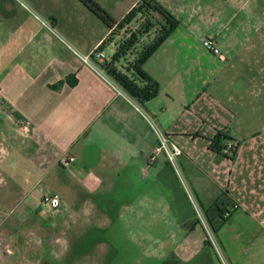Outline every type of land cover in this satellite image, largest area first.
I'll return each mask as SVG.
<instances>
[{"label":"crops","instance_id":"1","mask_svg":"<svg viewBox=\"0 0 264 264\" xmlns=\"http://www.w3.org/2000/svg\"><path fill=\"white\" fill-rule=\"evenodd\" d=\"M97 1L121 20L139 0H114L117 9ZM156 1L180 25L143 66L159 92L142 108L72 52L91 58L110 33L77 0H0V205L11 215L21 200L43 207L42 197L56 194L61 207L47 209L59 219L79 210L76 200H140L147 216L155 200H166L169 221L164 207L160 216L169 231L152 257L159 264H220L180 178L163 155L150 160L158 143L151 121L180 147L182 180L203 210L211 219L215 204L229 213L215 232L228 263L264 264V135L246 137L235 121L245 86L255 81L243 85L229 76L231 44L223 37L235 5ZM204 39L215 41L224 61L202 48ZM217 131L240 143L232 160L209 150ZM65 156L74 160L63 167ZM113 206L110 221L118 219ZM125 211L130 220L139 217L130 203ZM15 215L1 220L0 236L16 237Z\"/></svg>","mask_w":264,"mask_h":264},{"label":"rangeland","instance_id":"2","mask_svg":"<svg viewBox=\"0 0 264 264\" xmlns=\"http://www.w3.org/2000/svg\"><path fill=\"white\" fill-rule=\"evenodd\" d=\"M104 1L111 9L120 8L114 0ZM230 1L235 7L227 13L231 19L223 36L231 44L229 76L243 85L255 81L245 86L246 93L240 99L244 106L237 110L235 121L246 137L264 135V0ZM118 14L113 12L115 17ZM91 16V20L96 18ZM103 52L108 59L113 54L112 46H105ZM226 104L234 109L230 102ZM177 176L182 178L180 170ZM155 201V206L150 208L153 212L147 216L148 207L144 206L141 212L140 200H76L75 209L79 210L64 213L57 219L46 207L33 204V200H21V205L10 207L16 214L14 220L20 224L16 237L0 236V264H159L152 253L163 241L161 233L165 229L169 231L163 227L162 207L167 221L170 209L166 200H161V205L160 200ZM108 203L117 209L115 221L109 219ZM129 203L139 209L135 220H130L125 211ZM8 208L0 205V222L12 216ZM86 215L93 218H85ZM165 251L168 253L169 249Z\"/></svg>","mask_w":264,"mask_h":264},{"label":"trees","instance_id":"3","mask_svg":"<svg viewBox=\"0 0 264 264\" xmlns=\"http://www.w3.org/2000/svg\"><path fill=\"white\" fill-rule=\"evenodd\" d=\"M87 8L110 31L97 49L114 43L113 54L97 63L98 69L110 79L123 93L144 107L159 92L158 84L144 71L146 61L179 27L180 22L156 0H139L121 19H114L97 0H77ZM240 143L228 131H217L209 140V150L232 160ZM230 148L225 153L227 148ZM216 220L211 219L204 210L214 233L226 221L218 205Z\"/></svg>","mask_w":264,"mask_h":264},{"label":"built area","instance_id":"4","mask_svg":"<svg viewBox=\"0 0 264 264\" xmlns=\"http://www.w3.org/2000/svg\"><path fill=\"white\" fill-rule=\"evenodd\" d=\"M47 28L49 30H51L53 32V30L47 26ZM202 48L208 52L209 54H211L214 57H217L219 60L224 61V56L221 54L219 48L217 47L215 41H213L212 39H204L201 43ZM70 48V47H69ZM71 49V48H70ZM72 52L74 53V55L76 57H78L81 62H83L84 64L90 66L91 68H98L96 66L97 63L102 62L105 59V55L103 52L95 50V52L93 53V57H89V56H81L80 54H78L75 50H72ZM100 70V69H99ZM102 72V71H101ZM101 75L103 76V78H105V80H109V82H111L112 84H114L110 79H108L103 72L101 73ZM115 85V84H114ZM116 86V85H115ZM118 90V89H117ZM120 92V91H119ZM151 126L153 127L156 136H157V147L154 151V155L153 157H151L150 160H153L155 156L157 155H163L167 161V163L169 164V166L174 170V172L178 175L179 174V169H178V165H177V159L181 156L182 151L180 149V147H178L176 144H174L173 142H171L166 135H164L163 133H161L160 131H158L153 125L152 122L150 121ZM230 148L228 147L225 150V153L228 152ZM74 159L72 157H63L60 161V165L63 167H66L68 165L69 162H72ZM180 178V177H179ZM182 185L185 188V193L187 195V198L190 202V206L193 210V217H194V221L196 222V224H198L204 231L206 240L210 246V248L212 249V251L214 252L218 262L220 264H229L228 261L226 260L221 247L217 241V238L215 236V233L213 231L212 226L209 223V220L203 210V208L201 207V205L198 203V201L196 200L195 196H193L190 192V190L188 188H186V184L185 182L182 180V178H180ZM41 203L44 207L48 208L51 211H57L59 210L60 206H61V200L59 198L58 195L56 194H47L44 195L42 197ZM225 217L229 216V213L227 212L226 214H224Z\"/></svg>","mask_w":264,"mask_h":264}]
</instances>
